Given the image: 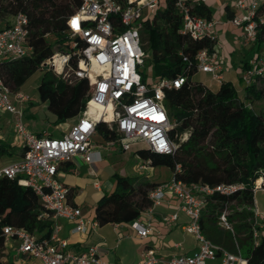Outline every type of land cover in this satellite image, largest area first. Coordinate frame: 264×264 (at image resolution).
I'll return each mask as SVG.
<instances>
[{"label":"built area","instance_id":"obj_1","mask_svg":"<svg viewBox=\"0 0 264 264\" xmlns=\"http://www.w3.org/2000/svg\"><path fill=\"white\" fill-rule=\"evenodd\" d=\"M159 1L124 0L120 3L116 0H81L77 10L67 18V50L55 52L40 67L51 70L66 82L75 78L86 79L89 92L76 122L59 138L46 132L38 135L28 130L22 120V112L13 104L14 99L24 101L25 97L19 93L12 94L0 76V115H11L14 137L24 149L22 157L0 166V177L16 179L18 185L30 188L42 207L39 217L71 221L74 223L71 233L85 232L87 224L80 209L67 202L68 189L58 179V165L71 161L77 154L88 163L100 159L91 140L97 123H104L115 135L104 142L105 148L129 151L133 142L140 141L148 151L156 154H169L175 149L168 134L175 123L171 122L164 106V90L179 88L183 78L143 81L141 72L146 55L141 47L140 32L143 21L152 18ZM191 1L174 0L182 16L181 32L192 38L215 39L212 34L214 20L191 14ZM234 8L236 14L228 22L240 29L245 42L253 40L257 28L264 27V0H234ZM27 24V17L18 13L13 16L10 26L0 30V63L30 52ZM71 61L76 66L73 67ZM195 61L196 71L210 73L219 82L223 80L225 68L216 51L202 49L197 52ZM259 75H264V50L252 59L248 68L241 71L240 79L243 84H249L252 77ZM183 135L185 138L186 133ZM95 154H98L97 157ZM149 165L148 159L139 168L146 169ZM238 189L242 186L218 184L207 187L171 176L149 192L151 205L143 212L150 215L152 208L171 194L178 209L187 217L184 232L192 235L197 242L195 252L172 255L165 264H249L239 252H230L212 243L201 232L199 224L206 195L214 192L229 194ZM254 216L256 218L258 213L255 212ZM161 220L164 224H172L176 222L177 215H165ZM96 224L95 221L90 222L92 227ZM130 224L140 238L151 232L149 217L144 222L137 218ZM218 225L232 231L226 209L220 213ZM58 232L59 226L53 224L49 235L39 239L23 228L11 225L3 228L5 241L15 239L18 252L42 264H102L96 246H89L81 252L67 250L66 242ZM252 238L257 244L259 239L255 231ZM160 262L155 249L147 248L140 260L133 264Z\"/></svg>","mask_w":264,"mask_h":264},{"label":"trees","instance_id":"obj_2","mask_svg":"<svg viewBox=\"0 0 264 264\" xmlns=\"http://www.w3.org/2000/svg\"><path fill=\"white\" fill-rule=\"evenodd\" d=\"M80 3L81 0H0V30L10 26L14 15L24 14L28 19L27 43L31 48L20 58L2 61L0 76L12 91L25 77L40 70L42 76L36 88L38 98L54 116L55 125L82 112L89 85L84 78L66 82L51 70L41 68L40 64L55 52L67 50L66 20ZM158 7L152 18L143 21L141 47L145 55L149 52L144 64L150 69V80L183 78L179 88L164 90V106L171 122L175 123L168 131L175 149L169 154L140 150L137 154L149 159L151 166L167 167L172 177L186 183L207 187L241 185L242 189L229 194L214 192L204 197L200 229L212 243L230 252H239L249 264H264V234L254 244L248 223L252 216L249 210L254 205L255 181L260 179L261 188H264V75L254 76L249 84H243V99L238 97L230 81L221 80L219 87L211 90L191 80L197 72V52L202 49L215 51L216 40L192 38L182 33V16L174 0H160ZM189 9L191 14L212 19V9L203 1L192 0ZM225 11L226 18L230 19L233 13L229 5H225ZM252 41L255 52L264 48V27L257 28ZM250 58L243 62L242 70L249 67ZM71 64L76 66L74 61ZM141 72L142 80L147 81L148 73ZM254 103H260L257 110L252 107ZM184 133L186 137L181 139ZM95 136L102 142L115 137L104 123L96 124ZM23 153V148L16 151L14 145L0 141V157L19 159ZM68 163L61 162L58 169L61 164ZM221 175L222 182H211ZM114 177L115 188L103 194L94 208L93 220L99 226L131 223L139 218L151 205L149 192L158 185L143 178ZM232 205L244 209L235 220L228 216L229 222H234L229 231L218 225V217ZM41 211L39 199L30 188L18 185L16 179L1 176L0 251L5 242L3 228L8 225L23 228L39 239L48 236L52 222L40 218ZM0 264L3 263L0 261Z\"/></svg>","mask_w":264,"mask_h":264},{"label":"crops","instance_id":"obj_3","mask_svg":"<svg viewBox=\"0 0 264 264\" xmlns=\"http://www.w3.org/2000/svg\"><path fill=\"white\" fill-rule=\"evenodd\" d=\"M200 1H203L211 9L214 7L216 11V14L212 15V20L215 22L212 34L216 43L220 45L221 42L225 47V50L218 51L215 46V51L225 68L223 80L225 71L229 70L228 64H230L237 71L238 79L242 83L240 79L241 65L246 59L251 57L249 59L250 64L252 59L256 58L264 48L255 52L253 41L245 42L240 29L228 22L225 11V5H229L228 2L225 1L220 6L214 0ZM230 11L233 15L236 14V10L232 6H230ZM238 38L242 39L244 45H251V49L245 50L244 46L241 47L242 56L239 57L237 62H234L232 55L236 53ZM228 41H230V44H228ZM5 116V114H1L0 121ZM74 118L77 120V116ZM66 131H59V136L61 137ZM33 133L37 134L40 132ZM48 134L54 137L53 133ZM0 137L2 142L4 136L0 134ZM91 140L96 146L94 150L99 152V160L88 163L82 155L77 154L68 164H61L60 169H58V179L68 189L67 202L80 209L81 216L87 224L85 232L71 233V229L74 226L73 222L63 218L50 220L52 226L53 224L59 226L58 235L65 240V248L74 252H81L89 246H96L102 264H133L140 260L143 250L147 248L155 249L157 256L161 259L160 264H165L166 260L172 255H190L195 252L197 246L194 237L183 230L187 217L178 209L177 202L171 194H167L159 205L154 206L150 215L146 212H141L139 221L144 222L149 217L151 225V232L144 238L135 235L130 223H108L103 226L96 224L94 227L90 225V222L94 221L93 213L97 201L103 194H108L115 188L114 175L143 178L158 184L171 178V172L167 167L170 174L167 178L161 180L154 178L155 167L151 166V164L146 169H140L139 165L145 163L146 160L137 154L139 149L135 150L134 153L138 162L129 169L125 164L120 163L122 156L128 151H122L118 148H105L103 146L105 141L102 142L95 134ZM14 146L18 150L22 148L18 141ZM97 155L95 154V157ZM14 160H17V158H11V161ZM253 200L255 202L254 197ZM174 213L177 215L176 222L172 224H164L162 222L161 218L163 216ZM177 244L179 246H176ZM0 253V261L3 264L9 262L13 264H42L39 260L18 252V242L15 239L6 240Z\"/></svg>","mask_w":264,"mask_h":264},{"label":"rangeland","instance_id":"obj_4","mask_svg":"<svg viewBox=\"0 0 264 264\" xmlns=\"http://www.w3.org/2000/svg\"><path fill=\"white\" fill-rule=\"evenodd\" d=\"M217 5L222 6V4L226 1L228 4L232 7H234V0H214ZM209 2V1H208ZM210 4V2H209ZM159 9V7L157 8ZM156 9V10H157ZM155 10V11H156ZM152 12V13H155ZM216 14V11L214 10V7H212V15L214 16ZM11 18L8 19L10 21ZM11 22V21H10ZM3 24V23H2ZM230 39V38H229ZM228 44H230V41H228ZM216 49L219 50H225L224 44L220 42L216 43ZM245 48V50H250L251 45H244L241 38H238V44L236 45V53H233L232 60L234 62H237L239 60V57L242 55L241 47ZM149 56V52L146 53V57ZM229 70L227 72L225 71L224 75V81H230L232 85L235 87L237 91V95L240 99H243V84L240 83V80L238 79L237 71L228 64ZM47 69V68H44ZM149 67L146 65V63L142 66V71L145 73H148V80L151 77ZM42 76V72L40 70L28 75L23 79L21 84L18 87L12 88V94L19 93L22 96L25 97L24 101H19L12 98L13 104L15 105L16 109L20 112H22V120L25 124V126L28 128V130L32 132H48L53 133V136L55 138H59V131L61 130H68L70 126L74 123L76 118H71L66 120L63 123L60 124H54V117L53 115L46 109L45 105L42 104L38 98L37 94V86L40 82ZM191 80L195 82H200L210 88L211 90H216L219 87L220 82L215 80L210 73H203L200 71L195 72L191 76ZM13 97V95L11 96ZM260 106V103H254L252 105L254 110H257ZM6 116L4 119L0 121V134L4 136V139L2 142L9 144V145H16L17 139L14 137L13 130H12V118L11 115L4 113ZM181 139L184 138V135H181ZM135 143L132 145L130 151L126 152L125 155L121 158V164H125L129 169H131L137 162V158L135 157V150L139 149L140 151L147 152L148 149L146 145H144L140 141H135ZM132 143V144H133ZM15 150L17 151L18 148L15 147ZM11 161V158L7 156L0 157V166L7 164ZM169 170L164 166H155L154 170V178H157V180H161L164 178H167L169 176ZM223 176H218L212 179L211 182L213 183H219L222 182ZM256 189L254 190L253 197L255 199L253 207L249 210L252 214V216L248 219V223L251 225V233L253 231L256 232L257 238L259 239L261 234H264V188H261V183L258 184L257 180L255 181ZM244 208L236 205H232L227 209L228 216L231 215L233 219L235 220L238 213L242 211ZM258 213V216L255 218L254 214ZM256 219V220H255ZM231 226H233L234 222H230ZM234 229V228H233ZM235 232V229H234ZM195 241V240H194ZM195 244L197 246V242L195 241ZM208 263H210L208 261Z\"/></svg>","mask_w":264,"mask_h":264},{"label":"bare ground","instance_id":"obj_5","mask_svg":"<svg viewBox=\"0 0 264 264\" xmlns=\"http://www.w3.org/2000/svg\"><path fill=\"white\" fill-rule=\"evenodd\" d=\"M257 183L260 184L261 183V180L260 179H257Z\"/></svg>","mask_w":264,"mask_h":264}]
</instances>
